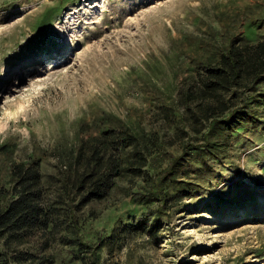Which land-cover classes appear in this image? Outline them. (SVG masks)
I'll use <instances>...</instances> for the list:
<instances>
[{"label": "rangeland", "instance_id": "obj_1", "mask_svg": "<svg viewBox=\"0 0 264 264\" xmlns=\"http://www.w3.org/2000/svg\"><path fill=\"white\" fill-rule=\"evenodd\" d=\"M55 7L62 9L52 24L42 23ZM220 9L240 14L235 21L247 15L264 39V0H0V145L16 146L10 157L0 153V173L35 155L52 193L55 145L74 139L78 125L102 110L141 118L178 153L176 133L153 110L161 101L141 74L155 59L163 64L161 83L171 79L167 54L189 52L186 35L219 27ZM234 28L239 33L237 22ZM188 72L182 67L177 82ZM234 143L228 159L209 163L216 173L201 193L162 215L157 238L132 232L149 208L136 202L137 184L121 177L105 199L76 212L78 236L93 250L74 244L65 227L49 235L37 259L11 264H264V124Z\"/></svg>", "mask_w": 264, "mask_h": 264}, {"label": "trees", "instance_id": "obj_2", "mask_svg": "<svg viewBox=\"0 0 264 264\" xmlns=\"http://www.w3.org/2000/svg\"><path fill=\"white\" fill-rule=\"evenodd\" d=\"M61 9L45 13L42 23L52 24ZM260 13L264 20V10ZM239 16L220 9L215 22L222 27L186 35L181 43L189 48L188 54L174 51L166 56L171 79L165 83L161 61L145 64L141 80L161 101L153 110L174 129L178 153L167 150L165 133L147 130L141 118L124 120L102 110L91 122L78 125L74 139L55 145L52 156L59 176L52 177L54 199L43 179L40 157L10 161L5 174L0 173V264L34 261L39 251L48 249L49 235L65 227L74 233V244L93 250V244L78 236L76 212L105 199L121 177L137 184L135 200L149 208L132 232L154 238L163 214L201 193L208 176L216 173L209 163L228 159L236 138L264 124V39H258L247 15L234 20ZM236 22L240 34L232 32ZM186 57L191 61L184 68ZM182 67L184 73L189 70L183 83L177 82ZM15 148L5 143L0 153L10 157Z\"/></svg>", "mask_w": 264, "mask_h": 264}]
</instances>
